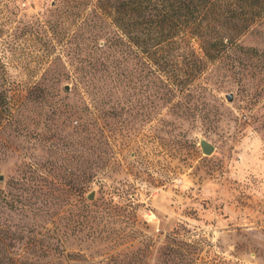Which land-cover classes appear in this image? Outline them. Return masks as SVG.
<instances>
[{
	"label": "rangeland",
	"instance_id": "rangeland-1",
	"mask_svg": "<svg viewBox=\"0 0 264 264\" xmlns=\"http://www.w3.org/2000/svg\"><path fill=\"white\" fill-rule=\"evenodd\" d=\"M80 4L0 1V82H11L25 102L18 130H0V189L6 198L16 193L17 207L25 200L28 209L11 210L1 198L0 235L21 233L29 245L40 233L43 242L59 233L61 264H264L263 61L241 56L236 73L212 71L215 83L208 81L210 91L195 120L178 118L158 102L145 116L129 88L128 113L108 126L96 121L104 130L111 126L115 137L102 148L111 152L107 167L98 163L88 172L79 159V114L68 120L56 115L57 107L75 111L85 101L71 74L81 57ZM258 30L240 44L263 51L264 27ZM56 73L69 78L59 76L54 85ZM36 85L54 86L58 96L41 101L36 93L32 99ZM199 139L213 145L210 156L201 152ZM34 163L40 182H46L48 197L42 200L32 192ZM12 178L20 182L9 184ZM80 185L86 187L83 203L90 213L77 197L62 192ZM103 197L112 198L115 208Z\"/></svg>",
	"mask_w": 264,
	"mask_h": 264
},
{
	"label": "trees",
	"instance_id": "trees-1",
	"mask_svg": "<svg viewBox=\"0 0 264 264\" xmlns=\"http://www.w3.org/2000/svg\"><path fill=\"white\" fill-rule=\"evenodd\" d=\"M80 5L84 7L78 43L81 57L71 74L75 80L74 90H78L85 101L76 112L72 106L67 111L57 107L56 115L68 120L75 113L79 114L76 123L81 135L79 159L88 166V172L98 163L104 162L107 167L111 152L102 148H107L115 137L111 126L109 131L104 130L97 127L96 121L102 120L108 126L112 119L121 120L122 115L128 113L124 105L129 98V88L136 91L134 95L140 108L145 107V116L158 102L178 118L195 120L203 112L200 107L206 92L210 91L208 81L215 83L212 71L224 69L236 73L241 56L249 60L259 58L264 64V50L244 47L239 42L244 35L264 27V0H96L92 4L81 0ZM192 42L197 44L200 54L192 47ZM59 76L69 78L67 74H53L54 85L59 82ZM56 91L54 86L36 85L31 88V98L41 93L43 101L48 95L57 97ZM112 104H116L115 107ZM24 107L25 102L14 85L3 79L0 82V130H18ZM32 168L31 179L35 181L32 192L38 194L40 200L47 198L43 185L46 182L43 179V183L40 182L37 176L40 168L36 163ZM8 182L20 181L12 178ZM85 188L69 186L62 192L83 203ZM7 195L4 197L0 189V199L11 210L28 212L25 198L23 206L17 207L18 195L13 192ZM102 200L115 208L112 198ZM127 202L132 201L127 198ZM88 208L83 203V209L88 211ZM1 229L0 226V233ZM20 234L5 231L0 235V264H53V260L61 264L59 260L64 251L59 233L48 237L46 242L41 240L45 234L38 233L32 245L25 243ZM92 236H101V233ZM53 239L57 243H53ZM31 258L44 259V263H31ZM116 258L118 256L113 257L115 263Z\"/></svg>",
	"mask_w": 264,
	"mask_h": 264
},
{
	"label": "water",
	"instance_id": "water-1",
	"mask_svg": "<svg viewBox=\"0 0 264 264\" xmlns=\"http://www.w3.org/2000/svg\"><path fill=\"white\" fill-rule=\"evenodd\" d=\"M68 89H69V87L66 86V90H68ZM225 98H226V100H227L228 102H231V101H232V95H231V94L226 95ZM198 144H199V147H200V149H201V152H202L204 155H206V156H210V155L214 152V147H213V145L210 144L207 140H205V139H199V143H198ZM2 179H3V177L0 176V180H2ZM87 199H88V200H92V199H93V193L89 194V195L87 196Z\"/></svg>",
	"mask_w": 264,
	"mask_h": 264
}]
</instances>
